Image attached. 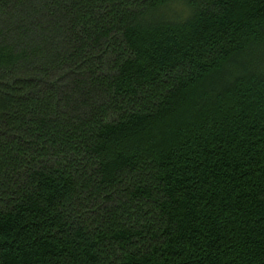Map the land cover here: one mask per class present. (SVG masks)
Returning a JSON list of instances; mask_svg holds the SVG:
<instances>
[{
    "label": "trees",
    "instance_id": "16d2710c",
    "mask_svg": "<svg viewBox=\"0 0 264 264\" xmlns=\"http://www.w3.org/2000/svg\"><path fill=\"white\" fill-rule=\"evenodd\" d=\"M0 264H264V0H0Z\"/></svg>",
    "mask_w": 264,
    "mask_h": 264
}]
</instances>
